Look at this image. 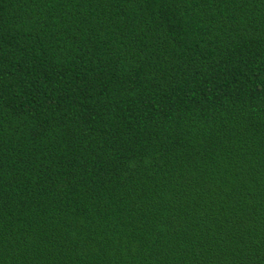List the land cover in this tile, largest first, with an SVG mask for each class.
I'll use <instances>...</instances> for the list:
<instances>
[{"label": "trees", "instance_id": "trees-1", "mask_svg": "<svg viewBox=\"0 0 264 264\" xmlns=\"http://www.w3.org/2000/svg\"><path fill=\"white\" fill-rule=\"evenodd\" d=\"M0 264H264V0H0Z\"/></svg>", "mask_w": 264, "mask_h": 264}]
</instances>
